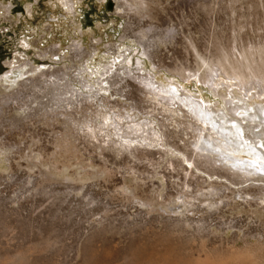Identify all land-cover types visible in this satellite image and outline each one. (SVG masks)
Wrapping results in <instances>:
<instances>
[{
    "label": "rangeland",
    "instance_id": "rangeland-1",
    "mask_svg": "<svg viewBox=\"0 0 264 264\" xmlns=\"http://www.w3.org/2000/svg\"><path fill=\"white\" fill-rule=\"evenodd\" d=\"M0 67V257L54 264L66 228L80 247L103 223L180 213L227 238L264 236V176L200 149L225 140L189 103H264V0H0ZM56 78L77 101L51 100ZM129 237L98 249L118 264Z\"/></svg>",
    "mask_w": 264,
    "mask_h": 264
},
{
    "label": "bare ground",
    "instance_id": "bare-ground-1",
    "mask_svg": "<svg viewBox=\"0 0 264 264\" xmlns=\"http://www.w3.org/2000/svg\"><path fill=\"white\" fill-rule=\"evenodd\" d=\"M144 34L146 33L142 32V35ZM134 51L138 52L139 49L135 47ZM132 63L133 60L129 57L127 59V65L131 66ZM138 64L139 63H137V65ZM247 67L249 68V65ZM231 69L234 70L233 67H231ZM106 70L107 68L102 71L101 75L108 72ZM128 70L130 72V69ZM128 70L125 69L126 72ZM252 70L254 69L249 68V73L251 76H254L255 74ZM122 73L125 74L124 71ZM113 76L117 77L118 74L113 73ZM107 80L106 82H108ZM62 81V79L56 78L45 84V86H47V88L45 87L48 90L47 92L52 93L51 100L59 99L60 101L58 102H61L60 104L65 101H68L69 104L72 102L74 103L77 101L76 97L78 94H73L71 88L70 90L68 89V81ZM112 82L114 83L116 81L112 79ZM146 88L150 90L149 85H147ZM166 92L172 95L171 97L169 96V98H175L172 88L167 89ZM189 103L194 106V108H192L195 110L196 114H201L199 117L200 121L205 124L208 122L212 124L213 127L216 128V132L225 140V143L222 144L202 139L200 144L197 145L200 149L208 151L214 154V156L218 155L219 159L217 158L216 160L219 161L217 162H224V164L228 166L221 165L227 169L233 170L234 173L237 172V174L246 178L255 175L264 176L261 175L264 174V103L261 101L250 103L247 99H244L242 95H229V98L223 97V104L220 108L214 105H204L203 102L197 103L189 101ZM207 114L210 117L205 118ZM108 118L110 117L106 119ZM126 131L134 133L133 136L136 134V130H132L130 127L126 128ZM128 134L130 135V133ZM129 135L127 136L126 134L122 140L127 141V143L131 141V138L129 139L131 135ZM156 136L151 139L148 137L149 141L151 140L150 143H155L157 141L158 138ZM214 156L212 155V157ZM256 165L259 166L257 167ZM75 190L73 191L75 192ZM79 191L81 192L82 189H78L75 194ZM214 191L216 190L211 192L208 191V195L212 194ZM88 198L89 202L86 203L90 204L93 198L92 196ZM215 205L216 203L211 204L209 208ZM91 209H93V207L89 210ZM63 219L67 221L70 219L72 220L71 216L68 215L55 218L56 221L60 222ZM141 219H143V217ZM122 224H124L123 228L119 229L118 226L121 227L120 222L112 225L103 223L98 230L84 236L85 239L83 237V243L80 247L78 246L79 248L76 247L77 245L74 247L73 245L76 244V239L78 240L81 235L77 238L74 230L66 228V230L62 232V236L54 240L52 238V244L54 246L55 244L59 245L58 258L55 260L56 263L54 264H71L73 262L72 260L77 257H80L79 264H110L111 258L109 256H104L103 252L98 249L97 243L102 244L109 240L114 242V240L119 239V235L121 236V234L123 235L124 233L130 235V241L125 247H119L118 245L114 246L115 253L120 255L117 260L119 261L118 264H264V236L250 234V238L246 239L244 236H239L237 234L232 238H227L223 236L224 233H221L222 230L219 227L212 228L203 218L195 219L180 213L176 217H168L161 220L152 218L143 220V223H138L133 218L131 221H122ZM155 224H159V226ZM231 227H233V225L228 226L227 229ZM111 229L115 230L111 232ZM54 230L52 231L54 232ZM54 233L56 234V231ZM135 240H146L148 243L150 242L154 247L152 248L154 251L148 252L147 250L149 249H147L145 245H137ZM133 242H135L136 245H134ZM144 243L146 242L144 241ZM94 244H96V246ZM150 255H155V257L150 258ZM25 257L26 256H23L21 253L2 256L0 257V264H29V260L27 261V257L26 259Z\"/></svg>",
    "mask_w": 264,
    "mask_h": 264
},
{
    "label": "flooded vegetation",
    "instance_id": "flooded-vegetation-1",
    "mask_svg": "<svg viewBox=\"0 0 264 264\" xmlns=\"http://www.w3.org/2000/svg\"><path fill=\"white\" fill-rule=\"evenodd\" d=\"M42 65V64H41ZM3 68L2 67H0V71L2 70Z\"/></svg>",
    "mask_w": 264,
    "mask_h": 264
}]
</instances>
